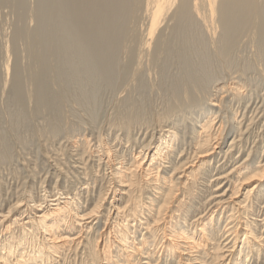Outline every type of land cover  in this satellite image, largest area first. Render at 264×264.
Returning a JSON list of instances; mask_svg holds the SVG:
<instances>
[{
    "label": "bare ground",
    "instance_id": "obj_1",
    "mask_svg": "<svg viewBox=\"0 0 264 264\" xmlns=\"http://www.w3.org/2000/svg\"><path fill=\"white\" fill-rule=\"evenodd\" d=\"M40 1L47 20L13 33L28 58L11 81L0 42L2 86L49 110L15 136L45 146L64 191L0 210V264H264V114L248 117L264 90V0Z\"/></svg>",
    "mask_w": 264,
    "mask_h": 264
},
{
    "label": "rangeland",
    "instance_id": "obj_2",
    "mask_svg": "<svg viewBox=\"0 0 264 264\" xmlns=\"http://www.w3.org/2000/svg\"><path fill=\"white\" fill-rule=\"evenodd\" d=\"M9 1V2H8ZM13 0H5L3 3H1L0 4V18H1V20H0V42H1V44L4 42V41H10V42H8V46H9V48H10V50H11V56L12 57H10V66H11V74L9 75V77L11 78H9L10 79V81L12 80V78H13V70H15L16 69V63H20V62H22L23 60H24V58L25 57H27L28 58V54L26 53V52H22L21 54L19 53L18 55H16L14 52H13V49H14V47H15V45L17 44V46L18 45H22V41H18V43L15 41V38H14V34H15V32H16V30L17 29H19V28H23V29H28L29 28V30H35V29H37L40 25H41V22H40V20H39V18H40V15H42V16H44V18L46 19L47 18V8L46 7H44V6H41V1L39 0V2H38V0H27L26 1V11H24L25 10V8L23 9V12H22V10H17V9H15V6H14V4H15V1L16 0H14L13 2H12ZM7 2V3H6ZM12 2V3H11ZM33 2V3H32ZM14 3V4H13ZM28 3H30V4H28ZM9 4V5H8ZM32 4H33V6H32ZM39 4V5H38ZM10 5H13L14 7H12V6H10ZM37 6V8H35L36 6ZM31 6H32V9H31ZM7 9V11H6V9ZM42 7H44V8H42ZM4 8V9H3ZM12 10H11V9ZM34 9L36 10V11H34ZM44 9V11H42ZM6 11V12H5ZM41 11V12H40ZM2 12V13H1ZM15 12H19L18 14L17 13H15ZM28 12H29V14L30 15H32V16H29V14H28ZM35 12H37V13H35ZM43 12H45V15L43 14ZM22 14H24V19H23V15ZM40 14V15H39ZM16 16V17H15ZM22 17V19H18V18H21ZM9 17V18H8ZM34 17V18H33ZM27 18V19H26ZM29 18V19H28ZM32 18V23H30L31 21H30V19ZM17 19H18V21H17ZM35 19V20H34ZM3 20V21H2ZM11 20V21H10ZM22 22H21V21ZM47 20V19H46ZM23 21H25V22H23ZM38 21V22H37ZM5 22V23H4ZM12 22V23H11ZM28 22V23H27ZM39 22H40V24H39ZM15 23V24H14ZM22 23V24H21ZM30 23V24H29ZM34 23V24H33ZM31 24H33V26L31 25ZM3 25V26H2ZM7 27H6V26ZM9 25V26H8ZM16 25V26H15ZM23 25V27H21ZM45 25H46V23H43L42 24V27H43V29H44V27H45ZM29 26V27H28ZM37 28H36V27ZM3 27V28H2ZM16 27V28H15ZM18 27V28H17ZM34 29H33V28ZM5 29L7 30V32H8V34H7V32L5 31ZM11 30V31H10ZM13 30V31H12ZM5 32V33H4ZM14 33V34H13ZM63 33V32H62ZM61 32H59L55 37H58L59 38V36H61L60 34H62ZM12 34V35H11ZM3 35H5V36H3ZM11 35V36H10ZM63 35V34H62ZM67 35V34H66ZM5 37V38H4ZM7 37V38H6ZM12 37V38H11ZM4 38V39H3ZM14 38V39H13ZM68 38V37H67ZM6 39V40H5ZM70 39V38H69ZM12 40V41H11ZM73 41V42H72ZM76 41V40H75ZM11 42H12V44H11ZM15 43V44H14ZM69 43H74V40H70L69 41ZM1 44H0V46H1ZM246 44H244V45H242L243 47L245 46ZM19 46V47H20ZM247 46V49H245V48H243V47H241V50H240V54H239V56H240V58H243L245 61H249V59H251L252 58V55H253V52L251 51L252 50V47H251V45H249V44H247L246 45ZM249 46V47H248ZM13 47V48H12ZM245 50V51H244ZM247 50V51H246ZM2 51H1V48H0V131L3 133V134H1V132H0V139L2 138L3 139V143H1L2 142V139H1V141H0V159H1V161H0V165H2V166H0V175L1 174H3V175H1L0 176V182H2V183H4L3 185L1 184V186H0V210H2V208H4L3 210L4 211H8L9 209V207L12 205V203H15L16 201H17V199L19 200V199H25L24 200V202H26L27 201V199H28V197H29V191L32 189V191H33V189L34 188H37V189H34V191H33V194H34V196L39 200V198H40V196H42V193L44 194L45 193V191H48L49 192V194H51V196H56L57 195V193H60V192H63L64 190H63V188H59L58 190H57V188H55V183H57V181H58V179H59V181L61 180V176L57 179V177L56 178H52V176H53V173H51V172H54V164H55V162H53V160L52 159H50L48 156H47V154H46V148H45V146L44 145H42V143L40 142V141H37V139L36 140H31V142L30 143H21V142H19L18 140H17V137L16 136H18V134L19 133H16V131L17 132H20L21 134H23V133H25L27 130H28V128L29 127H42V126H44L45 125V120H47V119H50V117H48L49 115H48V112L47 111H49L47 108H41L40 110H41V112H39V113H36V110H35V108H37V104L35 105L34 104V102L32 103V102H30L29 101V99L26 97V96H20V97H18L16 94H15V92H13L12 91V89L13 88H11V86H9V87H7L6 89L2 86L3 85V80H4V76H3V73H2V65H3V63H4V59H5V57H4V55H3V53H1ZM250 52H252V54H250ZM13 53V54H12ZM243 55H242V54ZM244 54H245V56H244ZM14 55V56H13ZM23 55V56H22ZM241 55H242V57H241ZM244 56V57H243ZM3 57V58H2ZM20 57V58H19ZM23 57V58H22ZM248 57V58H247ZM250 57V58H249ZM13 58V59H12ZM17 58V59H16ZM3 59V60H2ZM23 59V60H22ZM195 59V58H194ZM1 60H2V62H1ZM198 60H199V58L197 57V62H198ZM207 60L209 61V57H207ZM13 61V62H12ZM17 61V62H16ZM251 61V60H250ZM253 61V60H252ZM257 64V63H256ZM255 63H254V68H252V74H249V79H250V81L251 80H253L252 82H255V81H259L258 79L260 78V76H261V74H260V70H259V65H257L258 66V68H257V66H255L256 65ZM61 65V64H60ZM22 67V66H21ZM14 68V69H13ZM254 69V70H253ZM258 69V70H257ZM256 70V71H255ZM253 72H257V73H254V75H253ZM2 74V75H1ZM256 75V77L254 78V76ZM258 75V76H257ZM253 77V78H252ZM258 78V79H257ZM255 79H257V80H255ZM27 81H25V83H24V86L26 87L27 86ZM50 85V83H48L47 84V86H49ZM73 85V86H72ZM76 85H77V83L76 82H72V83H69L67 86L69 87H67V89L68 90H70L71 91V89L73 90V91H71L70 93H71V95H73L74 93H76V89H75V87H76ZM46 86V87H47ZM103 86V85H102ZM3 87V88H2ZM74 89H73V88ZM77 88V87H76ZM91 88V87H90ZM98 88H99V86H97V90H96V93H95V89H93V87H92V89H93V95H94V97H98V98H95V100H96V102H101L102 101V103H99V105H100V108H102L101 109V111H103L102 112V114H101V111H100V109H99V105H98V103H96V108H94L93 109V114H98L97 115V119H98V124L101 122H104L105 121V117H106V114L105 113H107L108 114V111H109V109H110V100H111V96H113V94L112 93H109L106 89H105V85L103 86V87H101V88H103V89H100V90H98ZM3 89V90H2ZM10 89V90H9ZM105 89V90H104ZM4 90H6V91H4ZM75 91V92H74ZM92 91V90H91ZM103 91V92H102ZM105 91V92H104ZM13 92V93H12ZM100 92H102L101 94H100ZM107 92V93H106ZM4 93L5 94H7V95H5V96H3L4 95ZM80 93V92H79ZM103 93H105V96H104V94ZM2 94V95H1ZM15 94V95H14ZM97 94L99 95V96H97ZM111 94V95H110ZM102 95V96H101ZM110 95V96H109ZM259 96H260V98H258L256 95H254V98H253V100L254 101H252V110L255 108V110H254V114L253 113H248V117L252 114V116H254V117H256L257 116V120L256 121H258V119L259 118H262V115L261 114H264V111H263V109H264V90L263 91H259V94H258ZM3 96V97H2ZM8 96V97H7ZM15 98H13V97ZM104 96V97H103ZM110 98V100H109V98ZM10 97H12L11 99H10ZM262 97V98H261ZM17 98V99H16ZM20 98V99H19ZM26 98L28 99L27 100V103H26ZM101 98H103V99H101ZM258 98V99H257ZM19 99V100H18ZM22 99V100H21ZM107 101H106V100ZM7 100H10L9 101V103H8V101ZM13 102H12V101ZM93 100H94V98H93ZM98 100V101H97ZM28 101H29V103H28ZM104 101H105V103H104ZM262 101H263V103H262ZM17 102V103H16ZM19 102H22V103H20V105H19ZM109 104H107V103ZM25 103V104H24ZM256 103V104H255ZM32 104V105H31ZM104 104V105H103ZM25 105H27V106H25ZM103 105V106H102ZM107 105V106H106ZM256 105V106H255ZM260 105H262V106H260ZM21 106H22V108H21ZM29 106V107H28ZM102 106V107H101ZM255 106V107H254ZM260 106V107H259ZM5 107V108H4ZM13 107V108H12ZM26 107V108H25ZM259 107V109H257ZM31 108H32V110H31ZM106 108H107V110H106ZM20 109V110H19ZM23 109V110H22ZM99 109V110H98ZM256 109H257V111H256ZM24 110H25V112H24ZM96 110V111H95ZM14 111V112H13ZM28 111V112H27ZM34 111H35V114H34V116H33V113H34ZM100 111V112H99ZM105 111V112H104ZM107 111V112H106ZM17 112V113H16ZM26 112H27V114L29 113V115L30 116H27V114H26ZM30 112L32 113V114H30ZM13 113V114H12ZM19 113V114H18ZM25 113V115L23 116V114ZM77 113H80V112H77ZM104 113V114H103ZM255 113H257V114H255ZM39 114V115H38ZM13 115H16L15 117L13 116ZM21 115V116H20ZM31 115L33 116V117H31ZM38 115V116H37ZM42 115V116H41ZM100 115V116H99ZM103 115H104V117H103ZM261 115V116H260ZM9 116V117H8ZM18 116H20V117H18ZM36 116V117H35ZM41 116V117H40ZM259 116V117H258ZM264 116V115H263ZM22 117H24V118H22ZM40 117V118H39ZM103 117V118H102ZM17 118V119H16ZM18 118H19V120H18ZM21 118V119H20ZM28 119V120H26V119ZM37 118V119H36ZM10 119V120H9ZM15 119V120H14ZM11 120H13V121H11ZM18 120V121H17ZM24 120V121H23ZM26 121V122H25ZM35 121V122H34ZM18 122V123H17ZM20 122V123H19ZM28 122V123H27ZM30 122H33L32 124H29ZM16 123H17V125H16ZM38 123V124H37ZM14 124V125H13ZM19 124V125H18ZM13 127H15V128H12L11 126ZM17 127H16V126ZM26 125H27V127H26ZM20 127V129H19V127ZM6 128V129H5ZM10 128H12V129H10ZM3 129H5V130H3ZM8 129H10V130H8ZM36 129V128H35ZM19 130V131H18ZM24 132H23V131ZM8 131H10V132H8ZM14 132V133H13ZM9 134V135H8ZM10 134H12V135H10ZM17 134V135H16ZM4 135H7V136H11V137H7V136H5L4 137ZM16 135V136H15ZM4 137V138H3ZM16 139H15V138ZM5 139H6V141H5ZM9 139V140H8ZM14 140H16V141H14ZM13 141V142H12ZM10 144H9V143ZM16 142V143H15ZM39 143V144H38ZM18 144H19V146H18ZM22 146H21V145ZM226 144V146L229 144L228 142L227 143H225ZM4 145V146H3ZM5 145H7L6 146V149H5ZM9 145H11L10 146V148H8L9 147ZM26 145V146H25ZM2 146V147H1ZM20 146H21V148H20ZM23 146H24V148H23ZM39 146V147H38ZM41 146V147H40ZM42 146H44V148L42 147ZM229 146V145H228ZM253 146V144L251 145V147ZM3 147H4V150L5 151H3ZM34 147V148H33ZM12 148V150H14V151H12V153H10L11 151H10V149ZM39 148V149H38ZM41 148V149H40ZM21 149H22V151H21ZM9 150V151H8ZM4 152H7V155L9 156V154L11 155V159H12V157H14L12 160L10 159V160H2V153H3V156L6 154V153H4ZM21 152V153H20ZM44 152V153H43ZM16 153V154H15ZM37 153V154H36ZM15 154V155H14ZM44 154H46V155H44ZM28 155V156H27ZM6 156V155H5ZM36 156V157H35ZM29 158H30V160H29ZM47 158V159H46ZM5 161L6 163H3V162ZM10 163H9V162ZM26 161V162H25ZM51 161V162H50ZM2 162V163H1ZM8 162V163H7ZM34 162V163H33ZM15 163V164H14ZM23 163H25V164H23ZM37 163V164H36ZM50 163V164H49ZM4 164V165H3ZM19 164V165H18ZM35 164V165H34ZM28 165H30V166H28ZM46 166V167H45ZM230 166V165H229ZM29 167V168H28ZM34 167H35V169H34ZM37 167V168H36ZM8 168V169H7ZM20 168V169H19ZM23 168V169H22ZM27 168V169H26ZM33 168V169H32ZM41 168V169H40ZM43 169V170H42ZM34 171V172H31V171ZM14 171V172H13ZM48 171V172H47ZM50 171V172H49ZM12 172H13V174L15 175V177H14V175L12 174ZM20 172V173H19ZM22 172V173H21ZM36 172V173H35ZM16 173V174H15ZM37 174V176H35ZM17 175V176H16ZM47 175H49V177L47 176ZM12 176V177H11ZM26 176V177H25ZM35 176V177H34ZM17 177V178H16ZM38 177V178H37ZM41 177V178H40ZM46 177H48V178H46ZM13 178V179H12ZM18 178H20V179H18ZM33 178V179H32ZM5 179V180H4ZM9 179V180H8ZM45 181H44V180ZM47 179H48V182H47ZM52 179V180H51ZM2 180V181H1ZM32 180V181H31ZM5 181V182H4ZM43 183H41V182ZM36 182V183H35ZM44 182H45V185H44ZM53 182V183H52ZM24 183H25V185H24ZM39 184V186H38V184ZM6 184H8V185H6ZM29 184V185H28ZM32 184V185H31ZM23 185L25 186V187H23ZM27 185H28V187H27ZM52 187H50V186ZM5 186H7V187H5ZM44 186V187H43ZM23 187V188H22ZM33 187V188H32ZM44 188V189H41V190H39L40 188ZM22 188V189H21ZM3 189V190H2ZM56 189V190H55ZM6 191V193H7V195L4 193L5 191ZM18 190V191H17ZM29 190V191H28ZM53 190V191H52ZM61 190V191H60ZM63 190V191H62ZM37 191V192H36ZM41 193H40V192ZM51 191L53 192V193H51ZM57 191V192H56ZM21 192H23V194H25V195H23ZM25 192V193H24ZM27 193V194H26ZM55 193V194H54ZM38 194V195H37ZM5 195H6V197H5ZM19 195V196H18ZM28 195V196H27ZM3 196V197H2ZM9 198H8V197ZM18 196V197H17ZM21 196H23V197H21ZM39 197V198H38ZM6 198V199H5ZM56 197H53V199H55ZM11 200V202H10V200ZM3 200V201H2ZM7 200V201H6ZM14 200V201H13ZM6 201V202H5ZM3 203H4V206H3ZM7 204V205H6ZM9 206V207H8ZM0 231H1V229H0Z\"/></svg>",
    "mask_w": 264,
    "mask_h": 264
}]
</instances>
